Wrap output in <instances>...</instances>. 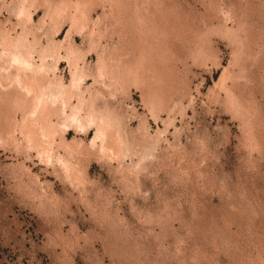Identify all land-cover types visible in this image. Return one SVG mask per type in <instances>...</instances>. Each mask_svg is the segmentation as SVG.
Wrapping results in <instances>:
<instances>
[{
  "label": "rangeland",
  "instance_id": "1",
  "mask_svg": "<svg viewBox=\"0 0 264 264\" xmlns=\"http://www.w3.org/2000/svg\"><path fill=\"white\" fill-rule=\"evenodd\" d=\"M0 264H264V0H0Z\"/></svg>",
  "mask_w": 264,
  "mask_h": 264
}]
</instances>
